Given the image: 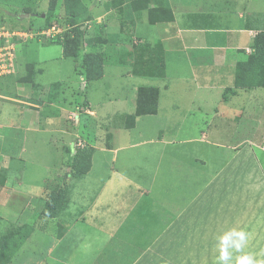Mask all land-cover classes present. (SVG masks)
I'll return each instance as SVG.
<instances>
[{
    "label": "crops",
    "instance_id": "crops-1",
    "mask_svg": "<svg viewBox=\"0 0 264 264\" xmlns=\"http://www.w3.org/2000/svg\"><path fill=\"white\" fill-rule=\"evenodd\" d=\"M9 1L14 3L9 15L0 13V18L11 23L22 17L27 21L45 17L50 2ZM157 1L170 8V20L149 21L160 7L156 2L146 6L140 2L135 10L133 0H81L88 13L99 20L113 18L118 29L123 24L154 30L156 36L145 35L146 41L161 42L165 61L162 78L134 75L130 67L128 75L143 77L137 86L158 89L156 112L136 116L131 127L114 128L109 147L94 151L87 172L72 176L63 150L78 136L74 125L81 115L76 123L68 115L83 104H69L74 90L83 88L81 74L63 73L47 85L37 83L44 94L24 92L21 100L13 99L23 103L18 117L0 122V230L35 224L10 264H218V239L233 229L244 230L247 239L240 251L231 250L230 264L243 254L264 262V86L234 85L235 66L253 53L246 49H255L264 11L256 0ZM54 2L55 12L63 14L64 0ZM27 43L16 51L19 75L25 65L34 63L19 55ZM67 59L61 46L58 63ZM15 75L1 78L0 90L17 86ZM49 95L55 96L48 100ZM6 98L0 94V99ZM135 99L136 92L132 109L123 114H134ZM141 120L145 122L139 126ZM45 133L55 135L46 140L53 160L44 177L30 173L29 164L32 143ZM111 152L116 164L120 156L119 167L114 166L120 179L110 193V212L94 217L96 250L65 252L62 243L73 223L69 224L68 205L62 223L67 229L60 238L36 227L33 203L45 184L42 180L48 186L53 182L58 188L66 186L68 202L76 200L72 190L78 178L113 168L108 161ZM100 186L90 199L93 204L102 195Z\"/></svg>",
    "mask_w": 264,
    "mask_h": 264
},
{
    "label": "rangeland",
    "instance_id": "rangeland-1",
    "mask_svg": "<svg viewBox=\"0 0 264 264\" xmlns=\"http://www.w3.org/2000/svg\"><path fill=\"white\" fill-rule=\"evenodd\" d=\"M117 2H122V0H117ZM136 2L140 4L141 1L138 0ZM256 2L259 4L260 9L264 11V0H256ZM13 4L14 3H11L9 0H0V13L3 16H8L9 9ZM138 6L139 5L134 3L135 10H138ZM31 19L32 20L27 21L28 19L26 20L22 17L21 21L17 23H11L10 21L2 18H0V21L8 27H25L29 26L30 24L34 27H37V25L39 26L43 23L42 17H32ZM107 20L105 17L99 20L88 12L83 13L76 21H88V24L85 28V40L87 45L82 48L77 57H68V59L63 64L58 63L59 57L61 56V45L57 42L43 43L33 40L28 42L26 45H23L26 49L19 53V55H21V53L23 55L21 57L22 61L32 60L34 63L25 65L22 74L19 75V73L16 72L14 78L16 79L17 86L4 87L3 90H0V94L7 97L6 99H0V122L10 123L12 122L11 120L13 118L18 117L19 115V110L21 107L20 104L22 102L18 100V102H16L15 100L17 97L20 98L24 92H32L36 96L44 94L42 88L37 83L47 85V83L56 80L59 74L62 76L63 73H72L75 71L76 74H81L84 72L82 64L83 54L88 51L98 52L101 54L104 62V77H102V75L97 80L87 81L82 75V79L85 80V87L82 89H75L72 100H69V104L82 102V105L88 107L92 113H82L80 122L77 125H74L75 128L76 126L78 127L77 134L85 137L86 145L75 152H73L68 147L70 146L69 144L63 145V150L67 156L66 164L69 169L68 171L72 174V176L83 174L74 172L71 168V163L75 160L77 155L81 153L79 152L80 150H83L82 152H92V161V155L96 149H99V147H109L114 128H117L119 125L123 126L124 128H128L131 124H134L133 114H123L122 112L132 109L133 95L137 91L135 87H137V89L142 87L137 85L141 83L139 81L143 80V77L130 76L128 75V71L130 70V67L131 72L132 69L134 70L135 54L140 52V46L146 41L145 35L149 34L152 35V37L156 36L154 30L142 31L140 26H138L135 30V28H124L123 24H121L120 29H118L117 24H114L113 22V18H110L108 21ZM124 25H127L128 27V25H130V21L126 20ZM131 25L132 27L134 26L133 24ZM259 29L261 30V33L264 32V25ZM21 46L22 45H18L17 49H20ZM34 70L39 71L35 72ZM202 70L203 74L204 70L206 69ZM214 73L216 72L214 71ZM132 74L134 73L132 72ZM134 75L142 76L139 74ZM200 76L204 78V74ZM162 77H164V75L159 78ZM153 81H162V83L165 82V85L168 84V81H165V79L164 81L162 79H156ZM156 83L157 82H154V84ZM169 83L173 87L178 86L174 82ZM49 96L50 97H46V99L51 100L55 95ZM22 99L27 100L24 97H22ZM19 100H21V98ZM75 107H77V105ZM144 122L145 120H141L139 122V126L143 125ZM130 131L131 130H123V132ZM131 132L134 133L136 131ZM54 135V133H45L39 135L38 143H32V149H34V153L31 157L32 161L29 164L30 171H28L33 175L40 174L45 177L48 174L53 159L52 151H50L46 146V140L48 137L50 138ZM30 149L31 147L28 150ZM113 157L114 154L112 152L108 153V161L113 168H104V170L98 171L99 173L94 172L91 175L86 174L78 178L76 185L73 186L72 190L76 200H71L70 202H68L69 196L66 193V186L63 188H58L55 186V182L48 186V181H45V178L42 180V183L44 182L45 184L42 185L38 191L39 193L36 196V204L33 203V207L35 205L37 206L36 227L42 231L43 234L44 231H46V233L52 237L60 238L67 229V225H63L62 223L63 220H67L69 212V224L73 222L71 225L72 230L62 243L63 251L83 252L92 249L96 250L95 233L93 228L94 217L96 214H100L101 211L102 214L106 211L110 212L109 207H107V204L109 203V197L111 195L110 193L112 190H115L117 187V181L120 179L119 177L116 179L114 170L116 163ZM117 158V162L119 164L120 156H117ZM118 164H116L117 167H119ZM99 176H101V180H99ZM99 185H101V192H103L100 197H97L96 202L93 204V201L91 202L90 199L92 198L95 190L99 189ZM44 186L45 190L43 188ZM112 196L113 194L111 197ZM52 198L57 201L58 210L56 214L50 217H41L39 210L42 203L45 200L50 201ZM88 204H91V206L87 209V211H85L84 206ZM80 213L83 214V219H78L77 216L80 215ZM62 215L65 217V219H63L64 217H61ZM25 224L29 223L25 222ZM23 228L24 226H22V229ZM2 229L3 230L0 231H4V235L10 228L6 229L2 226ZM62 247L60 245V248L58 249L61 250ZM0 264H2L1 261Z\"/></svg>",
    "mask_w": 264,
    "mask_h": 264
},
{
    "label": "trees",
    "instance_id": "trees-1",
    "mask_svg": "<svg viewBox=\"0 0 264 264\" xmlns=\"http://www.w3.org/2000/svg\"><path fill=\"white\" fill-rule=\"evenodd\" d=\"M138 5V0H133ZM144 6L151 2L159 4L158 11L155 15H149V21L155 22L160 20H170L172 18L171 10L168 7L161 6L157 0H140ZM123 2V0H122ZM134 3H132L133 9ZM56 5L54 0H50L43 23L37 25L38 28L50 25L51 21L57 17L55 12ZM64 17L71 24L77 23V19L85 12L86 7L81 0H64ZM61 14V13H60ZM0 23H2L0 21ZM63 56L77 57L83 47L87 45L85 40V28L81 29L80 25L71 29L70 33L65 34L62 42ZM255 51L247 58V60L239 62L235 66L234 85L240 88H248L253 86H264V32H259L255 37ZM103 57L98 52L88 51L83 54L82 64L84 72L81 75L87 81L97 80L103 75ZM134 61V60H133ZM134 74L161 77L165 73L164 51L160 41L150 43L143 42L140 46V52L135 54ZM158 99V89L153 86H142L136 91V105L133 114V121L136 116L153 114L156 112V103ZM132 124L130 125V127ZM80 150L77 157L71 163L74 172L85 173L91 165L92 152H82ZM63 195V194H62ZM58 210L57 201L55 199L45 200L39 210L41 217L54 216ZM22 226L24 228L22 229ZM21 227V228H20ZM12 228V229H11ZM4 235H0V261L2 264H10L11 257L30 235L34 226L32 224H21L11 227Z\"/></svg>",
    "mask_w": 264,
    "mask_h": 264
},
{
    "label": "built area",
    "instance_id": "built-area-1",
    "mask_svg": "<svg viewBox=\"0 0 264 264\" xmlns=\"http://www.w3.org/2000/svg\"><path fill=\"white\" fill-rule=\"evenodd\" d=\"M87 24L88 21L71 24L63 14L59 13L57 17L51 21L50 25L41 28L34 27L31 24L25 27H8L5 24L0 23V79L16 74V51L18 45L33 40L43 43H59L64 40L66 33L71 32L72 28L80 25V28L84 29ZM246 50L249 53L255 51L253 47L247 48ZM81 83L84 88L85 80L82 79ZM82 113L92 114L88 107L80 104L75 110L70 112L69 119L76 123ZM85 145L86 140L78 135L69 148L75 152L78 149L83 148Z\"/></svg>",
    "mask_w": 264,
    "mask_h": 264
},
{
    "label": "clouds",
    "instance_id": "clouds-1",
    "mask_svg": "<svg viewBox=\"0 0 264 264\" xmlns=\"http://www.w3.org/2000/svg\"><path fill=\"white\" fill-rule=\"evenodd\" d=\"M246 239L247 233L244 230L233 229L223 233L218 239V264H230L231 250L240 251ZM236 264H264V262L257 261L251 254H243L237 258Z\"/></svg>",
    "mask_w": 264,
    "mask_h": 264
}]
</instances>
